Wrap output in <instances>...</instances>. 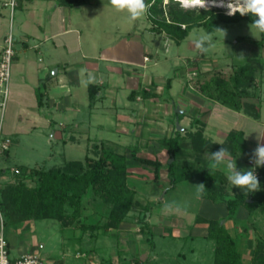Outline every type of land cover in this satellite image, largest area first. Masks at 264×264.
Listing matches in <instances>:
<instances>
[{
	"label": "crops",
	"instance_id": "1",
	"mask_svg": "<svg viewBox=\"0 0 264 264\" xmlns=\"http://www.w3.org/2000/svg\"><path fill=\"white\" fill-rule=\"evenodd\" d=\"M5 1L8 0H0V54L9 32L14 44L9 95L5 109L0 107L6 118L1 131L7 138L10 139L14 135H27L35 128L52 129L53 139L62 138L64 145L70 142L77 146H80L82 142L85 145L88 141L86 148L90 141L88 128L90 129L92 117H99L97 119L100 123L108 122L113 128L111 130L117 133L128 134L133 130L141 139L139 151H136L137 155L160 162L162 165L160 175H167L168 163V154L160 139L170 137L178 131L172 121L174 115H177L175 118L182 128L180 131L182 135L187 133L185 132L187 129L195 132L200 128L204 138L212 143L222 144L230 131L242 132L247 149L244 155L248 160L252 159V153L258 144L264 145V107L260 106L257 112L253 111L255 108L251 109L252 112L243 108L238 111L233 110L207 98L195 90L191 83L179 87L180 92L177 96L182 106L171 102L175 92L173 84L175 79L167 84L160 75L153 77L145 72L148 69V63L154 58L146 51V46L141 44L139 38L134 35L129 39L124 37L120 40L121 42L116 40L117 45H114L116 43L114 39L108 40L106 36L101 37V0H94L93 3L90 0H82V2L80 0H74L75 2L73 0H17L11 18L9 9L3 6ZM103 2L106 9L116 11L110 0ZM4 12H8V21ZM112 14L114 17L111 20L119 22L120 19L126 25L130 23L131 30L135 33L138 23L130 21L126 12L116 11ZM146 20L147 23L145 26L142 24L141 28L153 33L151 21L148 17ZM119 24L118 33L121 32L122 27L126 26L121 27L120 22ZM145 57L148 60H145ZM256 80L257 78L255 82ZM256 99L257 102H261V96ZM252 101L251 99L250 102ZM262 105L264 106L263 101ZM187 108H190V112ZM176 109L181 111L179 114L181 118H178ZM85 116L89 119H85ZM55 117L63 119V122L57 124ZM215 117L232 120L234 124L232 126L220 124L215 127L212 124ZM66 118L70 120L65 125ZM196 119L201 121L200 125H192ZM56 124L59 126L58 129L55 128ZM101 125L103 127V124H98L99 127ZM65 131H67V137L65 136L67 140L63 137ZM112 144L127 147L125 142ZM8 154L7 151L2 156L8 157ZM210 154L206 152L205 157L211 165ZM164 160H166L165 163ZM239 160L240 158L236 161ZM132 163L136 165H129L131 174L138 173L155 180L152 166L143 165L134 160ZM251 169L253 168L250 167ZM216 170L226 177L224 195L220 200L213 202L204 199L201 192L195 189L197 205L194 212L180 209L183 211V217L188 219V222L183 221V223H186L185 227L193 225L199 231V236L207 239L208 222L222 220L220 224L236 239L243 259L250 262L256 239L264 241V205L256 208L240 206L235 216L229 219L224 200L233 199L235 196H245V194L229 183L223 166ZM10 179L8 174L1 175L0 185ZM261 181V185L264 186V179ZM186 182L190 183V186L199 185L198 182L190 180ZM247 201L250 202V200ZM177 220L178 225L176 224L175 229L180 230L182 219L178 217ZM46 221L49 220H28L5 227L4 234L11 258H19L27 253H37L44 259L43 264H101L89 259L85 262H77L85 254L78 248L79 244L73 252V248H69V244L66 243V238H63L60 244V256L52 253L51 249L43 253L44 255L41 254V248L44 247L41 240L46 235L39 230V224ZM36 222L40 223L37 225ZM58 223L61 232L73 229ZM139 229L137 224L123 221L114 230L123 234L125 232L139 234ZM179 230L175 231V235L182 233ZM160 232L166 235L163 228ZM187 235L190 237V233ZM78 239L82 240L79 237ZM214 250L215 243H213L212 264H214ZM71 258H74L75 263L71 261Z\"/></svg>",
	"mask_w": 264,
	"mask_h": 264
},
{
	"label": "rangeland",
	"instance_id": "2",
	"mask_svg": "<svg viewBox=\"0 0 264 264\" xmlns=\"http://www.w3.org/2000/svg\"><path fill=\"white\" fill-rule=\"evenodd\" d=\"M93 1L94 0H90L91 3H93ZM103 1L107 2L108 0H101V37L106 36L108 40L114 39L113 41L116 42L114 45H117L118 41L116 40L120 41L124 39V37L129 39L134 35L139 38L142 42L141 44L146 46V51L154 58L153 61L148 63V69L145 70V72L151 74L153 77L160 75L163 80L166 81L168 79H175L173 81L175 92L170 101L175 102L177 106H182L177 93L180 92L179 87H182L183 84L190 85L191 83V86L198 91L199 83L214 77L215 72H219L225 78H228L231 73V66L252 64L257 73L256 86L254 85L250 90L253 95L252 108H255L253 111L257 112L260 106L262 108L264 107L262 105V101L264 102V48L256 44L260 39L261 32L252 27L251 22L241 20L231 24H220L218 30L224 31L225 36L219 31L209 33L204 27H195L188 32L187 36L179 42V44H176L164 33H152L149 30L146 31L141 28L142 24L145 26L147 23L146 17H148V14L142 18V20H136L138 28L135 33L131 30L132 25L130 23L126 25L124 21L119 19L121 27L123 25L126 26L124 28L122 27L120 30L121 32L118 33L117 27H120L119 22L111 20L114 17L112 13L116 11L114 12L113 9H106ZM148 1L149 0H145V3L147 4ZM170 1L171 0H163L160 6L165 12L167 10V4ZM210 8H212V6H207L206 9H201L199 7L186 9L193 10L195 14H199L201 11ZM222 13L229 16L227 15L226 8L222 9ZM4 14L8 21V12H4ZM8 26L7 24V30ZM182 29H184V26H182ZM201 34H210L212 36V44L214 47H210L209 51L206 53L200 52L195 46L194 41ZM239 37H245V40L238 41L237 39ZM154 62H156L155 65ZM192 71H196L197 74L192 75ZM176 78H178V80H176ZM258 96H261V102H257L256 98H258ZM254 97H256L255 101ZM2 101L3 94L0 92V102ZM187 111L190 112V108H187ZM174 116L176 117L177 115ZM67 117L69 118L68 115ZM175 117H172L174 126H176ZM217 117H215L214 122H212L215 127L220 124L224 126L226 124L227 126H232L234 124L232 120L227 121L224 120V118L222 120L220 117ZM68 118L65 119L67 123L64 121L65 125L68 124L70 120ZM92 118L90 129L88 128L90 141L86 147V153L85 145L88 141L85 145L82 142L80 146L73 145L70 142L64 145L62 138H52V129L35 128L27 135H14L10 139L8 138L10 140L9 154L8 157L0 155V170L2 167H6L8 170L12 168H51L60 166L68 161H83L87 154L90 157H94L92 152L94 145L99 147L103 146L115 153L126 154L129 159V165L135 166L136 164L132 163L130 152L139 151L141 144L139 136L133 130L129 131L128 134L117 133V131L111 130L112 127L109 126L108 122L100 123L99 119H97L99 117L93 116ZM85 119L88 120L89 118L85 116ZM5 120L4 113L2 114V109L0 108V131ZM54 120L57 124L63 122V119L57 117H55ZM57 124L55 128L58 129L59 126H57ZM98 124H103V127L102 125L99 127ZM99 128H101V130ZM190 130L187 129L185 132H189ZM66 134L67 131L63 132L65 140L68 139L66 138ZM184 135H186V133ZM1 137L7 138L3 132ZM122 142L127 144L126 148L112 144ZM247 160V156H241L240 160L236 161L237 169L250 170ZM163 162L165 163L166 160ZM177 162L179 163V160H177ZM182 162L184 163V159ZM128 183L136 191V200L135 205L128 213L129 216L127 215L124 221L134 225L137 224L139 228L142 226L139 223V219L142 218L147 210L146 215L149 214L150 217L148 218L149 220L145 218L144 223H147L151 229V233L147 235L151 243L145 241L146 235L144 237L138 234V232L137 234L133 232L127 234L125 232V234H123L114 229H111L106 236H99L96 239H92L88 232L82 234L74 225H68L74 230L61 232L59 223L49 220L45 223L39 222L40 224L36 222L37 225L39 224V230L43 231L46 235V237L41 240L44 243V247L41 248V254L51 249L52 253L60 256V244L62 239L66 238V243L69 244V248H73V252L77 249V244L80 246L78 248L84 252L85 255L79 258V261L76 260L79 263L85 262L87 259H89V261L94 260L95 263L101 264H103V262L104 264L213 263L212 251L214 242L208 238H201L198 234L199 231L196 230L193 225H187L185 227L186 223H183V221L188 222V219L183 217V211L191 210L194 212L195 206L197 205L195 198L196 185L190 186V183L188 184L186 181H183L177 184L175 188H172L167 175L161 174L157 180H151L150 178L148 179L147 176L138 173H129ZM259 183L262 184V181H259ZM188 186H190L191 189ZM258 199L259 198H257V200ZM107 209L108 206L99 199L90 198L84 203L82 215L83 217H89L87 219L92 223L96 222ZM180 209H183V211ZM178 217H180V220L182 219L180 230L177 228L175 229L176 224L178 225ZM50 225L53 226L51 227ZM162 228L166 235L160 232ZM176 230L182 233H177V235H175ZM187 233H190V237H188ZM78 237L82 238V240H79ZM41 259L42 263L45 262L42 257ZM71 261L75 263L74 258H71ZM245 262H247V264L249 263V261Z\"/></svg>",
	"mask_w": 264,
	"mask_h": 264
},
{
	"label": "trees",
	"instance_id": "3",
	"mask_svg": "<svg viewBox=\"0 0 264 264\" xmlns=\"http://www.w3.org/2000/svg\"><path fill=\"white\" fill-rule=\"evenodd\" d=\"M162 2L163 0H149L147 3L151 5L148 10L151 30L166 34L176 44L195 27H204L209 33H215L220 24L241 20L253 23L257 19L251 14L241 16L236 13L226 16L222 9L217 7L195 14L193 10L181 7L180 3L174 0L167 4L165 12L160 7ZM237 40L244 41L245 37H239ZM256 44L264 48V32H261ZM256 76V69L252 64L233 65L228 78L215 72L214 77L199 83L198 91L227 108L251 111L253 103L250 101L253 95L250 90L255 85ZM170 81L171 79H168L167 84H170ZM90 94L89 97L92 98ZM194 124L200 125L201 121L196 119L192 122V125ZM160 141L168 154L166 172L172 188L183 181L198 182L205 187L201 192L202 197L213 202L220 200L224 195L226 177L210 167L205 153H215L223 147L228 150L233 160H237L247 152L243 133L240 131H230L222 144L206 140L200 128L195 132L189 131L184 136L180 131H175L172 136ZM92 152L94 157L87 154L83 161H68L51 168H15L18 173L7 168L1 169L0 176L8 174L11 178L0 185V212L4 227L28 220H55L65 226L74 225L82 234L88 232L92 239L106 236L111 229H117L136 200V191L128 183L129 159L126 154L115 153L103 146L94 145ZM130 155L132 160L152 166L154 179L159 178L162 168L160 162L140 157L134 151H131ZM256 170L257 178L261 181L264 179V166ZM90 198L99 199L108 206L106 212L92 223L87 219L89 217L82 215L84 203ZM224 202L227 217L231 219L240 206L255 208L264 205V186L260 183L259 191L247 196H235ZM146 211L139 219L142 225L139 234L144 237L151 233L150 227L144 223ZM208 224L207 238L215 243L214 264H247L238 250L236 239L227 232L220 221H209ZM145 241L151 243L148 236ZM248 264H264L263 240L256 239Z\"/></svg>",
	"mask_w": 264,
	"mask_h": 264
},
{
	"label": "clouds",
	"instance_id": "4",
	"mask_svg": "<svg viewBox=\"0 0 264 264\" xmlns=\"http://www.w3.org/2000/svg\"><path fill=\"white\" fill-rule=\"evenodd\" d=\"M111 5L117 12H126L130 21H136L144 18L148 14L151 5L146 4L145 0H110ZM183 8H207L206 0H179ZM217 7L227 9V15L233 16L239 13L241 16L251 14L257 19L252 23V27L264 32V0H229L227 4L221 3ZM225 36V32L218 30ZM196 48L206 53L212 44V36L210 34H201L195 39ZM211 167L219 169L223 166L227 180L229 183L243 191L245 196L249 193H255L260 190V183L255 174V168L264 166V145L258 144L252 153L251 163L254 168L251 170H238L236 160H233L231 154L226 148L221 147L217 152L210 154ZM198 192H203L204 185L196 186Z\"/></svg>",
	"mask_w": 264,
	"mask_h": 264
},
{
	"label": "built area",
	"instance_id": "5",
	"mask_svg": "<svg viewBox=\"0 0 264 264\" xmlns=\"http://www.w3.org/2000/svg\"><path fill=\"white\" fill-rule=\"evenodd\" d=\"M176 1V0H174ZM179 2V1H177ZM17 5V0H8L3 3V6L10 10V18ZM13 39L11 33L6 36L4 40V48L0 54V92L3 94V101L0 103L2 109H4L8 95H9V83L12 73V63L14 57ZM148 60L147 57L144 58ZM192 75H196V71H192ZM10 147V140L8 138H2L0 132V155L8 151ZM248 160V165L254 168V165ZM12 172L18 173V170L13 168ZM255 174L258 176V172L255 168ZM4 221L0 212V264H43L41 256L37 253H27L19 258H11L8 250V243L4 234Z\"/></svg>",
	"mask_w": 264,
	"mask_h": 264
},
{
	"label": "bare ground",
	"instance_id": "6",
	"mask_svg": "<svg viewBox=\"0 0 264 264\" xmlns=\"http://www.w3.org/2000/svg\"><path fill=\"white\" fill-rule=\"evenodd\" d=\"M206 2H207V6H218L221 3L227 4L229 0H206Z\"/></svg>",
	"mask_w": 264,
	"mask_h": 264
},
{
	"label": "water",
	"instance_id": "7",
	"mask_svg": "<svg viewBox=\"0 0 264 264\" xmlns=\"http://www.w3.org/2000/svg\"><path fill=\"white\" fill-rule=\"evenodd\" d=\"M176 113L179 115V114H181V111H179L178 109H176ZM176 129H177L178 131H181V130H182V128H181V126L179 125V122H178V121L176 122ZM169 162L171 163V162H172V159H170ZM148 218H149V214L146 215V219H148Z\"/></svg>",
	"mask_w": 264,
	"mask_h": 264
}]
</instances>
